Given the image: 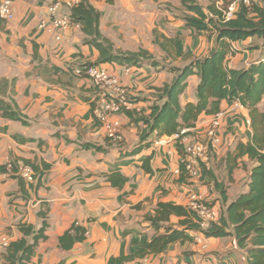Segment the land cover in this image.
<instances>
[{"label": "crops", "instance_id": "1", "mask_svg": "<svg viewBox=\"0 0 264 264\" xmlns=\"http://www.w3.org/2000/svg\"><path fill=\"white\" fill-rule=\"evenodd\" d=\"M10 1L13 19L0 20V81L13 80L12 97L29 124L0 114V165L11 157L50 165L37 189L28 188L30 183L24 181L23 193L17 178L0 172V239H18L19 223L38 229L43 221L40 213H46V237L38 241L28 264H108L110 257L138 250L157 233L146 219L157 203L185 206L195 192L210 204L216 220L228 203L248 190L255 162L237 145L250 141L253 130L248 110L239 102L220 103L223 117L215 131L217 141L202 160L208 174L179 183L181 156L175 134L157 137L153 133L147 138L148 146L130 153L139 143L141 123H131L126 114L116 115L122 136L117 143L94 118L95 89L82 71L86 63L97 62L99 51L84 41L81 25L53 26L48 7L54 0ZM198 3L206 7L209 0ZM91 4L100 11V32L115 52L143 49L149 60L182 67L215 46V34L196 32L185 24L179 0H91ZM232 47L226 58L231 68L264 61V42L256 36L235 41ZM97 65L126 89L130 109L144 114L150 112L154 88L170 84L175 76L148 62ZM198 83L197 74L187 77L180 106L196 102ZM258 106L264 115V95ZM213 115L202 113L195 121L194 132L201 139ZM110 174L112 181L107 179ZM178 220L171 215L164 224L176 227ZM73 223L86 229L84 240L63 237ZM245 256L233 236L197 234L193 242L176 241L160 253L127 264H247Z\"/></svg>", "mask_w": 264, "mask_h": 264}, {"label": "trees", "instance_id": "2", "mask_svg": "<svg viewBox=\"0 0 264 264\" xmlns=\"http://www.w3.org/2000/svg\"><path fill=\"white\" fill-rule=\"evenodd\" d=\"M179 1L185 11L183 19L188 27L196 32L206 31L215 34V46L210 52L204 57L190 60L182 67L160 65L156 60H149L151 57L143 49L137 52H115L111 42L100 32L101 14L91 4V0H80L77 5L70 8L69 18L71 22L81 25V30L85 34L84 41L99 51L97 62L86 65L106 62L141 65L148 62L154 67L160 65L162 69H167L175 75L170 84L154 88V101L149 106L148 114L134 109L124 111L131 123L143 125L139 127V143L130 153L148 146L151 141H147V138L153 133L161 137L178 133L183 127H193L200 114L217 113L222 100L236 101L244 106L249 113L253 134L250 141L238 144L237 149L246 152L255 162L249 175L248 190L228 203L224 213L216 220L209 221L206 228L200 227L197 211L188 204L183 206L167 202L157 203L153 213L146 216L157 233L145 241L138 250L125 256L110 257L108 264H127L134 258L160 253L170 243L176 241L193 242L197 234L205 237L233 236L237 246L245 251L247 264H264V115L258 106L264 95V61L253 62L247 68H231L226 62L227 55L233 52V42L253 36L264 42V0L261 4L253 2L249 6L240 5L235 15L226 20L221 18L220 11L215 6L216 0H209L206 7L200 5L198 0ZM179 48L180 52L181 45ZM193 73L199 77L196 87L197 100L180 106L179 96L187 86V77ZM12 86L13 80L0 81V114L4 118L27 125L29 122L22 117L12 97ZM84 146L101 149V146L89 143ZM176 148L181 156L177 181L188 184L189 176L185 169L186 153L178 139ZM208 148L210 150L211 144H208ZM7 164L11 165V169L8 170ZM24 165L30 166L33 171L35 183H30L28 188L34 190L38 188L40 178L50 167L44 161L36 165L20 157H11L8 163L0 165V172L18 179L21 193L25 182L18 171ZM199 167L200 176L208 174L202 161ZM146 170L151 172L149 167H146ZM112 175H108L107 179L112 181ZM224 192L221 193L224 195ZM202 202L210 207L208 202ZM171 215L179 218L176 227L164 224ZM40 216L43 221L38 229L28 223L17 224L21 236L10 242L5 252L1 253L3 264H28L34 247L39 240L46 237L45 231L48 227L46 213L41 212ZM161 230L163 231L160 232ZM85 231L84 227L73 223L63 237L69 236L71 241H82L85 239ZM60 240L62 241V237Z\"/></svg>", "mask_w": 264, "mask_h": 264}, {"label": "built area", "instance_id": "3", "mask_svg": "<svg viewBox=\"0 0 264 264\" xmlns=\"http://www.w3.org/2000/svg\"><path fill=\"white\" fill-rule=\"evenodd\" d=\"M80 0H54L48 7L51 16V23L57 28H64L70 24L69 12H63L62 9L70 10L77 5ZM254 0H229L226 4L216 0L215 6L220 11L223 20L232 18L240 5L249 6ZM14 17L12 2L10 0H0V20L10 21ZM40 28L45 24L41 23ZM86 76L95 89V98L92 99V113L106 131L107 137L120 143L122 140L120 122L115 118L118 114H124L125 110L130 109L128 93L126 89L119 85L117 80L106 69L98 65H86L83 68ZM223 112L218 111L213 115L206 131L204 139H201L194 132L193 127H183L178 133H175V139L184 146L185 169L189 178H196L200 175L199 163L208 155V144L217 141L215 131L220 124ZM8 170L11 165L7 164ZM18 174L27 183L34 182L33 171L30 166H21ZM188 205L195 209L200 217V227L206 228L209 221L214 220L213 212L210 207L196 196L195 192L190 193ZM87 235V231L84 232ZM10 240L7 237L0 239V255L6 249Z\"/></svg>", "mask_w": 264, "mask_h": 264}, {"label": "rangeland", "instance_id": "4", "mask_svg": "<svg viewBox=\"0 0 264 264\" xmlns=\"http://www.w3.org/2000/svg\"><path fill=\"white\" fill-rule=\"evenodd\" d=\"M257 1H258V0H257ZM253 2H255V0H254Z\"/></svg>", "mask_w": 264, "mask_h": 264}]
</instances>
